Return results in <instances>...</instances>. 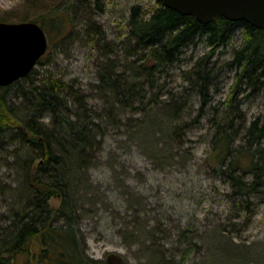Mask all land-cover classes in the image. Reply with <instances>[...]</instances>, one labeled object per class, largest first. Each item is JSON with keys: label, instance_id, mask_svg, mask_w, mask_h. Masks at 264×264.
I'll return each mask as SVG.
<instances>
[{"label": "trees", "instance_id": "16d2710c", "mask_svg": "<svg viewBox=\"0 0 264 264\" xmlns=\"http://www.w3.org/2000/svg\"><path fill=\"white\" fill-rule=\"evenodd\" d=\"M66 1L68 6H56L31 21L48 35L52 31L63 39L78 19L85 20L88 32L98 37L95 46L104 63L93 88L98 105H89L79 87L52 77L39 80L32 70L12 84L27 82L26 89L17 91L30 113L21 122L8 104L12 85L0 87V129L18 131L16 137L35 151L23 173L30 193L23 197V204L12 209L11 216L3 218L7 223L0 228V264H18L20 259L24 264H100L85 253L81 226L89 215L91 219L108 215L118 220L122 243L139 264H209L213 252L217 264H222L221 258L264 264V257L255 255L258 246L235 245L226 236L239 233L247 223L215 224L211 231L219 244L211 251L206 230L196 233L191 225L175 224L160 205L143 204L118 179L130 175L126 167H115L118 153H137L154 171L172 169L189 155L184 135L205 115L210 102L208 92L217 78L214 54L230 44L241 28V43L224 64L235 78L227 102L229 112L215 122L211 155L217 172L230 186L229 197L239 199L244 211H250V196L264 195V118L246 125L233 103L242 83L251 93L264 91V31L221 17L202 25L156 0V7L147 13L139 6L131 7L126 35L113 42V48L93 20L91 8L100 12V0ZM201 38L208 51L184 76L188 88L180 95L161 94L163 85L155 78L160 67L177 62L182 49ZM187 92L196 93L201 103L192 123L179 124L187 107L183 97ZM45 116L47 122L41 121ZM236 120L242 122L238 128ZM240 132L243 136L238 139ZM99 166L110 175L105 188L104 182L97 184L89 177ZM112 182L123 201L129 198L118 214L107 201Z\"/></svg>", "mask_w": 264, "mask_h": 264}, {"label": "rangeland", "instance_id": "374dc122", "mask_svg": "<svg viewBox=\"0 0 264 264\" xmlns=\"http://www.w3.org/2000/svg\"><path fill=\"white\" fill-rule=\"evenodd\" d=\"M100 3L103 4L100 12L95 10V7L91 8L94 11L93 20L103 30L105 41L113 48V42L120 41L126 35L132 6H139L145 13L156 7V0H100ZM68 5L66 0H0V22H27L43 12L55 9L56 6ZM25 18L26 20H23ZM83 21L85 22L78 19L63 39H59L52 31L48 35L44 30L48 49L33 70L37 72L39 80L52 77L79 87L81 95L87 97L88 104L96 106L98 103L93 88L98 84L99 70L104 63L99 58L100 52L95 46L98 37L88 32ZM203 40L197 39L183 48L182 55L171 66L160 67V73L156 74L155 78L158 79L159 85H163L161 94L173 92L180 95L183 89L188 88L184 76L196 60L208 51ZM101 43L100 41L99 44ZM240 43L241 28H238L230 44L214 54L212 61L215 62L214 73L217 78L208 92L210 102L204 110L205 115L195 126L185 131L184 148L189 152V155L184 154L186 160L177 161L178 165L171 167L172 169L154 171L149 162L137 153L129 156H121L118 153L115 167L117 170H121V167L118 169L121 164L126 167L130 175L127 178L125 175H119L118 179L125 185L128 184L134 197L139 196L143 204L160 205L164 214L171 215L175 224L182 227L191 225L195 232L199 229L200 233L206 230L205 235L210 238L207 246L211 251L219 244L218 239L214 238L216 234L211 231L215 224L247 223L239 233H228L226 236L231 237L235 245L258 246L254 251L255 255L264 257V195H251L250 211L245 212L239 199L229 197L230 186L217 172L218 167L215 166L211 155L215 122L229 112L227 102L235 78L234 72L224 68V64L231 59L232 49L238 48ZM26 83L21 82V86L14 84L8 90V104L14 116L21 122L27 121L30 114L24 108V99L17 94V91L27 88ZM14 94L19 97L14 99ZM183 97L187 99V107L178 123H192L200 107V98L196 93L189 92L183 94ZM233 105L237 107V114L244 119L242 122L246 125L256 118L262 120L264 91L251 93L250 87L242 83ZM41 121L47 122V117ZM242 122L236 120L235 128ZM16 135H19L16 130L0 129V228L7 223L3 219L4 216H11L12 209L23 204L24 198L30 193L24 184L23 173L29 159L34 158L35 151L26 147ZM242 136L243 132H240L238 139ZM89 177L94 183L104 182L105 188V182H108L110 175L104 167L99 166L89 172ZM111 185L113 190L107 201L112 204L114 213L118 214L124 211L129 198L126 197L123 201L119 189L114 187L113 182ZM91 218L90 215L86 217L81 226L88 258L100 264H139L132 252L122 243L118 220L109 218L108 215L100 220ZM213 253L208 256L209 264H217V254ZM220 261L222 264H240L239 260L226 258H221ZM18 264H24V260L20 259Z\"/></svg>", "mask_w": 264, "mask_h": 264}, {"label": "water", "instance_id": "95a60500", "mask_svg": "<svg viewBox=\"0 0 264 264\" xmlns=\"http://www.w3.org/2000/svg\"><path fill=\"white\" fill-rule=\"evenodd\" d=\"M182 16H192L202 25L221 17L245 22L264 31V0H161ZM44 29L32 21L0 22V87H8L27 76L46 54Z\"/></svg>", "mask_w": 264, "mask_h": 264}]
</instances>
